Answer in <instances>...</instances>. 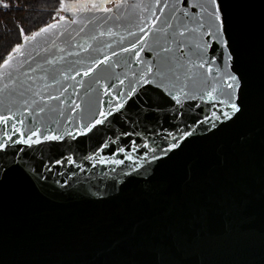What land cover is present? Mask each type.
Wrapping results in <instances>:
<instances>
[{"label": "water", "instance_id": "95a60500", "mask_svg": "<svg viewBox=\"0 0 264 264\" xmlns=\"http://www.w3.org/2000/svg\"><path fill=\"white\" fill-rule=\"evenodd\" d=\"M136 2L126 0L128 4ZM193 2L189 0L190 12ZM261 2L264 0H257V4ZM107 7L114 16L126 14L123 9L116 12V2ZM139 11L147 15L146 11ZM199 11L196 9L197 14ZM62 12L64 15L59 17L78 21L61 27V31L70 32L77 40L92 34L89 19L102 22L104 16L79 8ZM254 12L239 46L252 82L245 115L232 127L219 132L225 123H230L222 116V111L227 109L211 103L208 96L204 100L185 101L186 108L189 103L196 105L188 109L187 117L188 130L196 141L160 172L156 173L150 149L169 125L144 134L142 115L136 109L105 125L103 130L75 139L65 137L62 145H33L31 149L16 145L27 153L28 174L27 178L15 176L0 189V264H264V26L260 22L261 9L257 7ZM59 17L48 23L56 22ZM113 30L117 33L115 37L102 39L114 47L121 36L125 43L134 38L119 22ZM132 31L138 30L133 27ZM194 41L198 38H189L186 43ZM89 42L95 47L94 42ZM57 44L65 47L59 39ZM40 46H46L43 40L34 51L32 44L28 48L35 55ZM171 47L175 51L176 45ZM212 47L216 51L215 72L216 67L223 68L224 61L219 59L221 49L215 44ZM184 51L187 53V48ZM142 55L145 60L155 61L154 53L147 48ZM175 55L185 65L177 68L184 80V72L191 64L179 51ZM223 55L226 59L227 50ZM142 66L133 65L132 69ZM197 72L208 75L206 69H192L190 75ZM129 77L134 78L132 73ZM83 79L87 82V78ZM185 82L189 83L185 91H197L193 84ZM74 83L69 80L65 86ZM5 84L9 88L14 86L0 77V109L12 102ZM120 87L127 91V80ZM77 90L83 95L82 89ZM72 91L69 87V93ZM204 91L207 93L210 88ZM149 96L153 105L160 102L155 92ZM141 99L147 101L146 97ZM166 114L157 111L161 118ZM75 119L80 120V116ZM171 123L185 127L181 120ZM61 126L73 130L63 120ZM124 128H135L141 136H124ZM3 134L0 124V139ZM191 139L185 138L181 145ZM132 141L136 142L134 146ZM144 144H148V149ZM120 148L125 150L124 154ZM68 156H72L74 164H56L57 159L64 161ZM128 156L133 159L129 160ZM113 160L123 163L113 164ZM128 173L136 176L139 183L125 187ZM153 176L156 179L146 191L143 185Z\"/></svg>", "mask_w": 264, "mask_h": 264}, {"label": "snow or ice", "instance_id": "6c2138e0", "mask_svg": "<svg viewBox=\"0 0 264 264\" xmlns=\"http://www.w3.org/2000/svg\"><path fill=\"white\" fill-rule=\"evenodd\" d=\"M113 2H116V12L123 9L126 14L114 16L113 10L107 7V4ZM188 4L189 0H138L131 4L126 3V0H89V3L80 5L79 10L100 12L104 16L102 22L88 20V24L93 27L87 39L81 37L77 40L70 32L61 31V27H66L68 23H78L63 16L30 33L21 28V42L12 45L0 60V77L14 84L11 88L5 84L12 102L0 109V124L4 128L3 139H0V189L6 187L17 175L27 178V153L24 148L16 145H25L29 149L41 144L62 145L65 137L75 139L77 136H87L94 130H103L105 125L115 123L133 109L142 115L144 134L149 130L155 132L157 128L163 129L164 124L169 125L158 137L159 142L150 149L156 173L196 141L192 131L188 130L190 126L187 119L188 109L196 105L189 103L186 108L185 101L204 100L208 96L211 97V103L227 109L222 111V116L230 123H225L219 132L243 118L248 109L252 82L244 68L239 46L247 35L250 19L255 15L254 9L257 7L261 9L260 22L264 26V2L195 0L191 12ZM8 6L7 3L3 4L4 8ZM75 7L60 0L59 11H71ZM196 9L200 10L199 14ZM139 10L146 11L147 15H141ZM117 22L134 38L125 43L121 36L114 47L102 38L117 35L113 30ZM133 27L138 31L133 32ZM53 36L56 39H52ZM189 38H198V41L186 43ZM58 39L65 47L57 44ZM40 40L46 46H40V51L33 55ZM89 41L94 42L95 47ZM29 44H32L33 51L29 50ZM172 44L176 45L175 51H179L191 64V68H186L184 72V80H181L177 68L185 65L175 55ZM212 44L221 49L219 59L224 61L223 68L216 67L215 72L213 66L216 61L213 57L216 51ZM73 48L77 51H69ZM145 48L154 53L155 61L144 59L142 52ZM80 50L86 55H82ZM224 50H227L226 59ZM71 56L78 59L69 61L67 57ZM133 65L143 66L133 71ZM192 69H206L208 75L199 72L190 75ZM129 73L134 78H130ZM208 76L212 79L209 80ZM77 77L81 79L77 80ZM83 78H87V82ZM69 80L75 83L66 87L65 82ZM126 80L127 91L120 87L125 85ZM185 81L193 84L197 91H185L189 87ZM69 87L73 88L71 93ZM205 88H210V91L205 93ZM77 89H82L83 95ZM150 92L159 96V103H150ZM102 96L108 99H101ZM141 97H146L147 101ZM157 111L168 114L161 118ZM77 115L80 120L75 119ZM62 120L71 125L73 130L62 127ZM177 120H181L185 127L171 123ZM13 134L18 138H14ZM122 134L141 136L135 128H124ZM215 134L217 132H213ZM187 137L192 139L181 145V141ZM135 143L132 141L133 146ZM148 147V144H144L145 149ZM119 151L121 154L125 152L123 148ZM21 153L23 155H18ZM93 158L86 157L89 160ZM98 159L102 163L106 162L103 158ZM128 159L132 160L133 157L128 156ZM63 163L74 164L75 161L72 156L66 157L64 161L56 160L58 165L62 166ZM112 163L122 164L123 161L113 160ZM126 175L128 179L125 187L139 183L136 176L130 173ZM155 179L156 176H153L143 188L149 190ZM120 192L123 193V189Z\"/></svg>", "mask_w": 264, "mask_h": 264}, {"label": "trees", "instance_id": "16d2710c", "mask_svg": "<svg viewBox=\"0 0 264 264\" xmlns=\"http://www.w3.org/2000/svg\"><path fill=\"white\" fill-rule=\"evenodd\" d=\"M8 8L0 9V60L6 56L11 46L20 42L22 28L25 32L35 31L46 23L37 19L44 13L59 14L60 0H6ZM89 0H65V4L75 8ZM90 6V4H89ZM74 9V8H73Z\"/></svg>", "mask_w": 264, "mask_h": 264}, {"label": "rangeland", "instance_id": "374dc122", "mask_svg": "<svg viewBox=\"0 0 264 264\" xmlns=\"http://www.w3.org/2000/svg\"><path fill=\"white\" fill-rule=\"evenodd\" d=\"M79 8V7H78ZM60 15H64L63 12H59V14H55V13H44L41 17H39L37 19L38 22H42V23H46L48 22L50 19H54V18H57L58 16Z\"/></svg>", "mask_w": 264, "mask_h": 264}, {"label": "built area", "instance_id": "2783aa9c", "mask_svg": "<svg viewBox=\"0 0 264 264\" xmlns=\"http://www.w3.org/2000/svg\"><path fill=\"white\" fill-rule=\"evenodd\" d=\"M4 3H7L6 0H0V9H5V8L3 7V4H4Z\"/></svg>", "mask_w": 264, "mask_h": 264}, {"label": "flooded vegetation", "instance_id": "af4514ba", "mask_svg": "<svg viewBox=\"0 0 264 264\" xmlns=\"http://www.w3.org/2000/svg\"><path fill=\"white\" fill-rule=\"evenodd\" d=\"M62 11H60V13H61ZM58 13V12H57ZM59 17V16H58Z\"/></svg>", "mask_w": 264, "mask_h": 264}]
</instances>
